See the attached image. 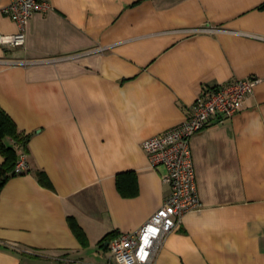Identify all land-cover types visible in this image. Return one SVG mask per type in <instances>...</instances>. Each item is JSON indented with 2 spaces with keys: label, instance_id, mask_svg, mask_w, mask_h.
I'll return each mask as SVG.
<instances>
[{
  "label": "crops",
  "instance_id": "obj_1",
  "mask_svg": "<svg viewBox=\"0 0 264 264\" xmlns=\"http://www.w3.org/2000/svg\"><path fill=\"white\" fill-rule=\"evenodd\" d=\"M45 1L26 46H0V106L32 136L29 170L0 197V264H110L104 239L138 231L170 195L143 141L187 121L203 93L251 78L262 83L241 111L192 139L203 206L155 264H264V0ZM10 3L0 34L18 31ZM123 173L136 196L118 190Z\"/></svg>",
  "mask_w": 264,
  "mask_h": 264
},
{
  "label": "built area",
  "instance_id": "obj_2",
  "mask_svg": "<svg viewBox=\"0 0 264 264\" xmlns=\"http://www.w3.org/2000/svg\"><path fill=\"white\" fill-rule=\"evenodd\" d=\"M45 0H11L4 9L18 27L15 34H0L3 48L26 46L28 28L37 13L48 12ZM16 64H32L19 62ZM262 83L259 78L236 81L215 91L203 93L196 101L187 121L142 143L153 168L164 167V183L170 195L164 206L138 231L123 233L110 243V264H155L156 258L170 234L177 231L184 217L202 209L192 152V139L209 127L213 118L230 120L242 109ZM29 170L28 154L19 151L16 174L24 176Z\"/></svg>",
  "mask_w": 264,
  "mask_h": 264
},
{
  "label": "trees",
  "instance_id": "obj_3",
  "mask_svg": "<svg viewBox=\"0 0 264 264\" xmlns=\"http://www.w3.org/2000/svg\"><path fill=\"white\" fill-rule=\"evenodd\" d=\"M261 9H264V6ZM31 137V135L21 132L12 117L0 106V155L4 159L0 165V197L8 182L20 177L15 172L19 161V151L24 150L27 154L30 153ZM38 176L42 183L50 185L45 173H39ZM117 187L124 197L136 196L138 193L136 175L133 173L119 174ZM69 224L73 234L82 246L87 247L89 245L87 236L77 221L74 218H69ZM115 237V234L107 236L102 244L105 245L104 242H110Z\"/></svg>",
  "mask_w": 264,
  "mask_h": 264
}]
</instances>
